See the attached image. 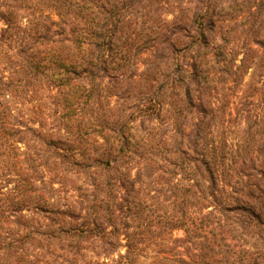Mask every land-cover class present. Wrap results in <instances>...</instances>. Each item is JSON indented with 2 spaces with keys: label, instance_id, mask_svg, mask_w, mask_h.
Here are the masks:
<instances>
[{
  "label": "trees",
  "instance_id": "16d2710c",
  "mask_svg": "<svg viewBox=\"0 0 264 264\" xmlns=\"http://www.w3.org/2000/svg\"><path fill=\"white\" fill-rule=\"evenodd\" d=\"M0 20V264H264V109L233 142L183 128L210 61L264 73V0H0ZM175 230L188 258L164 257Z\"/></svg>",
  "mask_w": 264,
  "mask_h": 264
},
{
  "label": "rangeland",
  "instance_id": "374dc122",
  "mask_svg": "<svg viewBox=\"0 0 264 264\" xmlns=\"http://www.w3.org/2000/svg\"><path fill=\"white\" fill-rule=\"evenodd\" d=\"M231 26H233V22ZM4 28V23L0 20V34ZM238 32H242V29L240 28ZM216 38V43L219 47L224 45L223 49L233 54V49L242 47V44H244L243 40L245 39V34L233 35V28L230 29L228 25L220 30ZM252 46L254 49L261 50L262 53V47L255 43H253ZM203 69L206 71V75L207 72H209V79L213 85V89H210L211 86L209 85L208 89L200 95L192 93L194 96L193 109H191L192 114L186 119L183 128L189 127V130H191L192 125L197 122L196 120L207 116V124L210 126L212 132H215L214 138L220 140L224 136L228 141L233 142L244 135V131L250 124L246 121L245 117L248 111L260 110L257 112H261V110L264 109L262 94L256 93V89L261 86L262 79H260V77H262L264 73L260 74L258 72L257 75L259 78H257V76L255 77L253 72L247 73L242 78V81L237 84L233 82V77H228L225 72L223 73V69L225 71V68H223L222 64H216L210 61L209 66H205ZM255 86H257V88H255ZM193 90L196 89L193 88ZM259 128H264V118H262ZM177 138L178 137L174 136L173 133H169L167 142L172 143ZM164 246L163 249H167L169 246L168 249L171 251V253L164 255V257L176 258L181 256L183 258H188L191 253V245L187 241L186 232L183 230H175L172 232L167 237ZM150 263L151 260L149 259L140 260V264Z\"/></svg>",
  "mask_w": 264,
  "mask_h": 264
}]
</instances>
